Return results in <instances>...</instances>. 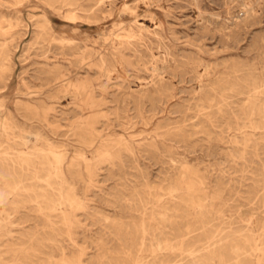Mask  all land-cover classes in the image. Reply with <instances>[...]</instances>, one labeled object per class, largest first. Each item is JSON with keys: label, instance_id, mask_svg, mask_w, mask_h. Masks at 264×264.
I'll use <instances>...</instances> for the list:
<instances>
[{"label": "rangeland", "instance_id": "1", "mask_svg": "<svg viewBox=\"0 0 264 264\" xmlns=\"http://www.w3.org/2000/svg\"><path fill=\"white\" fill-rule=\"evenodd\" d=\"M0 117V264H264V0H0Z\"/></svg>", "mask_w": 264, "mask_h": 264}, {"label": "bare ground", "instance_id": "2", "mask_svg": "<svg viewBox=\"0 0 264 264\" xmlns=\"http://www.w3.org/2000/svg\"><path fill=\"white\" fill-rule=\"evenodd\" d=\"M104 1V0H103ZM100 4V3H99ZM247 6V5H246ZM145 13V12H144ZM68 17V16H67ZM70 17H72V16H70ZM88 17H89V15H88ZM71 20H72V18H70ZM106 19H108V18H106ZM131 21H136V20H131ZM114 23V22H113ZM132 23V22H131ZM138 23V22H137ZM133 24V23H132ZM136 25V24H135ZM139 25V24H138ZM144 25V24H143ZM134 26V25H133ZM140 26V25H139ZM137 27V26H136ZM129 28V27H128ZM72 30V29H71ZM77 30V29H76ZM134 31V30H133ZM71 32V31H70ZM128 33H130V32H128ZM133 33V32H132ZM123 34V33H122ZM135 34V33H134ZM133 34V35H134ZM119 36V35H118ZM132 36V35H131ZM130 37V36H129ZM132 38V37H131ZM131 41V40H130ZM122 42V41H121ZM120 44H122V43H120ZM126 46V45H125ZM124 46V47H125ZM131 46V45H130ZM130 46H126L127 48L128 47H130ZM119 47V46H118ZM89 48V47H88ZM118 49V48H117ZM120 49V48H119ZM105 50V49H104ZM112 50V49H111ZM110 51V50H109ZM113 51V50H112ZM111 51V52H112ZM115 53H116V51H115ZM120 53V52H119ZM122 53V52H121ZM125 53V52H124ZM155 54V53H154ZM86 56V55H85ZM109 56V55H108ZM111 56V55H110ZM109 56V57H110ZM102 57V56H101ZM113 57V56H112ZM124 57V56H123ZM104 58V57H103ZM158 58V57H157ZM101 61V60H100ZM79 62V61H78ZM90 63V62H89ZM204 64V63H203ZM81 66H82V64H81ZM87 67V66H86ZM199 70V69H198ZM72 73V72H71ZM74 74H76V73H74ZM110 74V73H109ZM77 75V74H76ZM65 76V75H64ZM69 76V75H68ZM63 77V74H62V76H61V78ZM70 77H72V76H70ZM61 78H60V80H61ZM78 78V77H77ZM68 79V78H67ZM66 79V80H67ZM72 79V78H71ZM113 79V78H112ZM59 80V79H58ZM65 80V79H64ZM63 80V81H64ZM74 80L75 79H73V81H72V83L74 82ZM160 80V79H159ZM68 81V80H67ZM66 81V82H67ZM65 82V83H66ZM65 83H64V85H65ZM67 83H69V81L67 82ZM66 83V84H67ZM63 84V83H62ZM61 85V84H60ZM73 86V85H72ZM71 86V87H72ZM86 86V85H85ZM61 87V86H60ZM68 87H69V85H68ZM68 87H67V90H68ZM97 87V86H96ZM65 88V87H64ZM75 88V90H76V86L74 87ZM82 88V87H81ZM161 89V88H160ZM64 90V89H63ZM78 90V89H77ZM80 90V89H79ZM78 90V91H79ZM157 90V89H156ZM66 91V90H65ZM84 92V91H83ZM156 92V91H155ZM73 93V92H72ZM74 93H75V91H74ZM77 93V92H76ZM80 93V92H79ZM83 94V93H82ZM16 95V94H15ZM74 95V94H73ZM89 96V95H88ZM79 97V96H78ZM90 99V98H89ZM90 101H91V99H90ZM86 115V114H85ZM1 118V117H0ZM1 122H0V130L3 132V133H1V135H3L5 138H6V141L5 142H7V144L6 145H0V166H2L1 168H4V167H15L17 164V166H21V167H24V166H28V161H27V159L24 157V153L23 154H19V155H17L16 156V158H14V157H12V156H10V153H9V149L10 150H12L13 149V147L12 146H14V145H12V144H14L15 143V141H13V140H11V142H13V143H11V142H9V139H10V137H11V132H12V129L13 128H15V127H12V124L5 118V119H1L0 120ZM87 127V126H86ZM77 128H78V126H77ZM18 129H19V127H18ZM80 129V128H79ZM86 129V128H85ZM18 131V130H17ZM82 132V131H81ZM154 132V131H153ZM23 134H25V132H23ZM38 134H40V133H38ZM13 135V134H12ZM89 135V134H88ZM91 135V134H90ZM14 136V135H13ZM12 136V137H13ZM92 136V135H91ZM11 137V138H12ZM90 137V136H89ZM89 137H87V138H89ZM1 139V138H0ZM2 139H4V138H2ZM16 139V138H15ZM33 139V138H32ZM92 140H93V138H91ZM37 140V139H36ZM41 140V139H40ZM1 141H4V140H1ZM0 141V142H1ZM20 142V141H19ZM23 144L24 145H27L28 143H30L28 140H26V139H24L23 141ZM38 142V141H37ZM4 142H1L0 144H3ZM32 143V142H31ZM40 143V142H39ZM83 143H85V142H83ZM37 144V143H36ZM48 144V143H47ZM86 144V143H85ZM89 144V143H88ZM33 145V144H32ZM50 145H51V143H50ZM90 145V144H89ZM21 146H23V145H21ZM30 146V145H29ZM49 146V145H48ZM31 147V146H30ZM46 147V146H45ZM25 148V147H24ZM28 148V147H27ZM42 148H44V147H42ZM53 148V147H52ZM35 149V148H34ZM38 149H40V148H38ZM30 150V149H29ZM51 151H53L54 152V148H53V150L51 149ZM59 151V150H58ZM100 151V150H99ZM27 152V151H26ZM41 152V151H40ZM56 152V151H55ZM54 152V153H55ZM49 153H50V150H49ZM51 154V156H52V152L50 153ZM59 154V153H58ZM65 154H66V152H65ZM77 154V153H76ZM79 154V153H78ZM97 154V153H96ZM102 154H106L105 152L104 153H102ZM23 155V156H22ZM27 155V154H26ZM43 155V154H42ZM54 155V154H53ZM81 155V154H80ZM79 155V156H80ZM15 156V155H14ZM36 156V155H35ZM62 156V155H61ZM65 156V155H64ZM108 156H110V155H108ZM34 157V156H33ZM53 157V156H52ZM56 157V165L55 166H52L53 167V170L54 171H58L59 170V168L61 167V159H62V157L60 158V156H55ZM78 157V156H77ZM93 157V156H92ZM99 157V156H98ZM107 157V156H106ZM51 158V157H50ZM79 158V157H78ZM83 158V157H82ZM107 158H109V157H107ZM42 159V158H41ZM40 159V160H41ZM45 159V158H44ZM48 159V158H47ZM52 160V159H51ZM88 160H90V159H88ZM87 161V160H86ZM40 162V161H39ZM48 162V161H47ZM83 162V161H82ZM93 162V161H92ZM33 163V162H32ZM43 163H45V160H44V162ZM52 163H53V161H52ZM85 162H83V164H84ZM87 163V162H86ZM42 164V163H41ZM46 164V163H45ZM90 164V163H89ZM51 165V164H50ZM74 165V164H73ZM84 166V165H83ZM34 167V166H33ZM59 167V168H58ZM27 168V167H26ZM51 168V167H50ZM14 169H16V168H14ZM52 169V168H51ZM20 170V169H19ZM26 170V169H25ZM16 171V170H15ZM27 171V170H26ZM51 171V170H50ZM13 172H14V170H13ZM12 172V175H14L15 173H13ZM20 172V171H19ZM22 172V171H21ZM25 172V171H24ZM46 172V171H45ZM48 172V171H47ZM52 172V171H51ZM59 172V171H58ZM91 172V171H90ZM55 173V172H54ZM53 173V174H54ZM47 174V173H46ZM56 174H57V172H56ZM26 175V174H25ZM16 176V175H15ZM30 176V175H29ZM38 176V175H37ZM10 177V176H9ZM62 177V176H61ZM29 178V177H28ZM31 178V177H30ZM56 178V177H55ZM2 180H4L3 178H1ZM11 179V178H10ZM57 179V178H56ZM8 180V179H7ZM12 180V179H11ZM10 180V181H11ZM17 180V179H16ZM15 180V181H16ZM38 180V179H37ZM63 180V179H62ZM9 181V180H8ZM18 181V180H17ZM47 181H49V180H47ZM2 182V181H1ZM19 182H20V180H19ZM39 182V181H38ZM61 182V181H60ZM9 183V182H8ZM54 183V182H53ZM56 183V182H55ZM4 184H5V182H4ZM2 185V184H1ZM47 185V184H46ZM11 186H13V184L11 185ZM2 187V189H3V186H1ZM14 188H16L15 187V185H14ZM18 188V187H17ZM24 188V187H23ZM4 190H6V187L4 188ZM17 190V189H16ZM22 190V189H21ZM20 190V191H21ZM24 190H25V188H24ZM59 190H61V189H59ZM8 191H11V190H8ZM48 191V190H47ZM1 192V191H0ZM26 192V191H25ZM2 193V192H1ZM20 193V192H19ZM23 193V192H22ZM33 193V192H32ZM31 193V194H32ZM48 193V192H47ZM53 193V192H52ZM59 193V192H58ZM7 194V193H6ZM17 194V193H16ZM38 194V193H37ZM72 194V193H71ZM18 195H20V194H18ZM34 195V194H33ZM32 195V196H33ZM39 195V194H38ZM54 195V194H53ZM58 195V194H57ZM2 196V195H1ZM40 196V195H39ZM14 197V196H13ZM17 197V196H16ZM31 197V196H30ZM66 197V196H65ZM69 197V196H68ZM15 198V197H14ZM28 198V197H27ZM40 198H42V196L40 197ZM54 198V197H53ZM30 199V198H29ZM35 200L37 199V198H34ZM34 199H33V201H34ZM43 199V198H42ZM66 199V198H65ZM1 200V199H0ZM17 200V199H16ZM50 200V199H49ZM63 200H64V197H63V195L62 194H60L59 193V196H58V198L55 200V201H57V206H59V205H61L62 204V202H63ZM74 200V199H73ZM10 201V200H9ZM45 201V200H44ZM47 201V200H46ZM54 201V202H55ZM12 202V200L10 201V203ZM21 202V201H20ZM29 202V201H28ZM30 202L32 203V201L30 200ZM38 202H40V201H38ZM15 203V202H14ZM35 203H36V201H35ZM18 204V203H17ZM50 204V203H49ZM55 204H56V202H55ZM54 204V205H55ZM6 205V204H5ZM15 205H16V203H15ZM18 205H20V204H18ZM23 205V204H22ZM47 205V204H46ZM51 205V204H50ZM53 205V204H52ZM51 205V206H52ZM67 205H68V203H67ZM71 205H73V203H70V206ZM8 206V205H7ZM12 206V205H11ZM10 206V207H11ZM48 206V205H47ZM46 206V207H47ZM62 206V205H61ZM70 206H68L69 208H70ZM44 208V207H43ZM48 208V207H47ZM58 208V207H57ZM7 209H8V207H7ZM14 209V208H13ZM17 209H18V207H17ZM9 210V209H8ZM52 210V209H51ZM60 210V209H59ZM48 212V211H47ZM62 212V211H61ZM5 213V212H4ZM48 214H49V212H48ZM47 215V214H46ZM50 215V214H49ZM63 215V214H62ZM48 216V215H47ZM52 216V215H51ZM8 217V216H7ZM44 217V216H43ZM72 217V216H71ZM46 219H48V218H46ZM62 219H64V218H62ZM64 222V221H63ZM68 222V221H67ZM1 224H3V222L1 223ZM1 227V226H0ZM66 232H68V231H66ZM239 233H240V231H239ZM258 233V232H257ZM67 234V233H66ZM68 236H69V234H68ZM228 237V236H227ZM213 240V239H212ZM225 240V239H224ZM170 242V241H169ZM217 243V242H216ZM247 244H245V245H247V247H245V248H249V249H251L253 252H254V254L257 256V257H264V248H262V247H260L257 243H255L254 242V240H253V238H251V242H246ZM162 244V243H161ZM243 244V243H242ZM214 246V245H213ZM22 247V246H21ZM165 247V246H164ZM242 248V247H241ZM163 250V249H162ZM207 250V249H206ZM26 251V250H25ZM51 251V250H50ZM197 251H200V250H196V252ZM202 251H204V249L202 250ZM15 252V251H14ZM187 252V251H186ZM200 253V252H199ZM77 254V253H76ZM197 254V253H196ZM80 258V257H79ZM62 260V259H61ZM185 260V259H184ZM221 261L220 262H222L223 261V259H220ZM179 263V262H178ZM60 264H82V262H81V260L80 259H78L76 262H69V261H65V260H62L61 262H60ZM131 264H137L136 262H134V261H132L131 262ZM180 264H181V262H180ZM196 264H199V263H196ZM200 264H203V263H200Z\"/></svg>", "mask_w": 264, "mask_h": 264}]
</instances>
